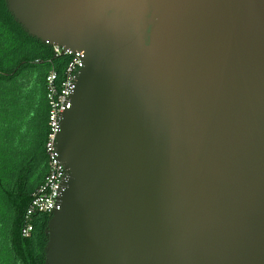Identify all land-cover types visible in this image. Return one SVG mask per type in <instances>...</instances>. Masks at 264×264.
<instances>
[{"label":"water","instance_id":"95a60500","mask_svg":"<svg viewBox=\"0 0 264 264\" xmlns=\"http://www.w3.org/2000/svg\"><path fill=\"white\" fill-rule=\"evenodd\" d=\"M83 55L43 264H264V0H4Z\"/></svg>","mask_w":264,"mask_h":264},{"label":"trees","instance_id":"16d2710c","mask_svg":"<svg viewBox=\"0 0 264 264\" xmlns=\"http://www.w3.org/2000/svg\"><path fill=\"white\" fill-rule=\"evenodd\" d=\"M52 47L28 36L0 0V238L10 264H43L48 216L20 230L32 193L47 174L44 145L49 105L45 79L59 84L68 63Z\"/></svg>","mask_w":264,"mask_h":264},{"label":"built area","instance_id":"2783aa9c","mask_svg":"<svg viewBox=\"0 0 264 264\" xmlns=\"http://www.w3.org/2000/svg\"><path fill=\"white\" fill-rule=\"evenodd\" d=\"M52 51L55 57H66L69 61L59 84L54 72H50L45 79L46 99L49 105L44 145L47 174L31 195L20 230L22 238L30 237L35 216L45 215L49 217L54 211L59 210V198L65 181V170L59 162L56 152V138L60 129L61 115L70 107V97L74 92L79 71L83 67V55L58 47H52Z\"/></svg>","mask_w":264,"mask_h":264},{"label":"rangeland","instance_id":"374dc122","mask_svg":"<svg viewBox=\"0 0 264 264\" xmlns=\"http://www.w3.org/2000/svg\"><path fill=\"white\" fill-rule=\"evenodd\" d=\"M8 253L4 251L2 239L0 238V264H10Z\"/></svg>","mask_w":264,"mask_h":264}]
</instances>
